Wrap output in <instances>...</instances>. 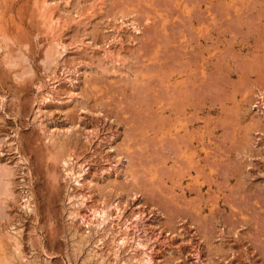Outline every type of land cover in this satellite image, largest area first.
Wrapping results in <instances>:
<instances>
[{"label":"rangeland","instance_id":"1","mask_svg":"<svg viewBox=\"0 0 264 264\" xmlns=\"http://www.w3.org/2000/svg\"><path fill=\"white\" fill-rule=\"evenodd\" d=\"M0 241L264 264V0H0Z\"/></svg>","mask_w":264,"mask_h":264},{"label":"bare ground","instance_id":"2","mask_svg":"<svg viewBox=\"0 0 264 264\" xmlns=\"http://www.w3.org/2000/svg\"><path fill=\"white\" fill-rule=\"evenodd\" d=\"M62 167L65 171V175L68 179L72 180V181H76L78 182L77 178L79 176V173L75 170H73V167L71 165V163H69L67 160H64L62 162ZM84 200V198H82ZM78 200V199H77ZM81 200V199H80ZM80 200H78V203L80 202ZM82 200V201H83ZM81 201V202H82ZM112 207V206H111ZM116 207V213L120 212V209L118 206H115ZM108 212V211H107ZM105 209H93L91 211V216L96 219V221H98L97 223L98 224H102L106 221H109L108 218L110 219L109 216H114V215H110L109 213H107ZM110 212V211H109ZM90 215V214H89ZM118 215V214H117ZM83 217V216H81ZM96 223V224H97ZM111 223V222H110ZM127 225V224H126ZM112 227V226H111ZM123 227V226H122ZM129 227V226H127ZM127 229V228H125ZM124 239V238H123ZM0 264H15L13 259H12V256L10 255V253L7 251L5 245L0 241Z\"/></svg>","mask_w":264,"mask_h":264}]
</instances>
